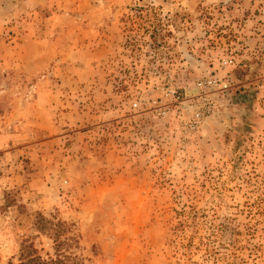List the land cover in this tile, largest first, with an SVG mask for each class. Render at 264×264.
Instances as JSON below:
<instances>
[{"label":"rangeland","instance_id":"374dc122","mask_svg":"<svg viewBox=\"0 0 264 264\" xmlns=\"http://www.w3.org/2000/svg\"><path fill=\"white\" fill-rule=\"evenodd\" d=\"M30 247L264 264V0H0V264Z\"/></svg>","mask_w":264,"mask_h":264},{"label":"trees","instance_id":"16d2710c","mask_svg":"<svg viewBox=\"0 0 264 264\" xmlns=\"http://www.w3.org/2000/svg\"><path fill=\"white\" fill-rule=\"evenodd\" d=\"M63 223L59 225V227H62ZM66 256H60L57 254V257L55 259H49L45 260L41 256H39L35 249L29 248L26 256L22 255L20 259V264H68L66 261Z\"/></svg>","mask_w":264,"mask_h":264}]
</instances>
